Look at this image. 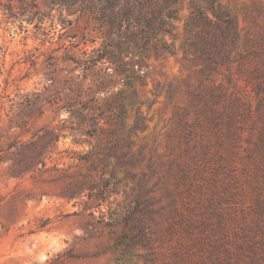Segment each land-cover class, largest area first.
I'll list each match as a JSON object with an SVG mask.
<instances>
[{"label": "rangeland", "instance_id": "1", "mask_svg": "<svg viewBox=\"0 0 264 264\" xmlns=\"http://www.w3.org/2000/svg\"><path fill=\"white\" fill-rule=\"evenodd\" d=\"M263 35L264 0H0V264H264Z\"/></svg>", "mask_w": 264, "mask_h": 264}, {"label": "trees", "instance_id": "2", "mask_svg": "<svg viewBox=\"0 0 264 264\" xmlns=\"http://www.w3.org/2000/svg\"><path fill=\"white\" fill-rule=\"evenodd\" d=\"M256 54H261V64L257 65L253 68L252 72L250 73V80L253 83V89L259 95L264 93V35L260 37V44L259 47L255 50ZM261 104V103H260ZM260 106V105H259ZM263 124L259 130L257 135V139L254 142V150L257 153V162L256 165L262 170L263 173V189H264V116H263ZM264 196V191H263ZM264 201V200H263ZM260 216L264 217V203L259 207ZM262 219V217L259 219ZM258 220V222H260ZM125 235H121L116 240V245H119L123 242Z\"/></svg>", "mask_w": 264, "mask_h": 264}]
</instances>
